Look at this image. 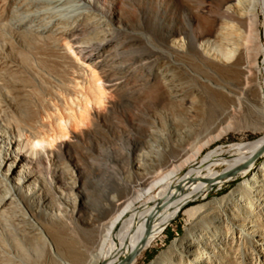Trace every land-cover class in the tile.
I'll list each match as a JSON object with an SVG mask.
<instances>
[{
	"label": "bare ground",
	"instance_id": "6f19581e",
	"mask_svg": "<svg viewBox=\"0 0 264 264\" xmlns=\"http://www.w3.org/2000/svg\"><path fill=\"white\" fill-rule=\"evenodd\" d=\"M263 120L264 0H0V264H129L181 204L149 264H264V160L187 206L264 143L200 150Z\"/></svg>",
	"mask_w": 264,
	"mask_h": 264
},
{
	"label": "rangeland",
	"instance_id": "374dc122",
	"mask_svg": "<svg viewBox=\"0 0 264 264\" xmlns=\"http://www.w3.org/2000/svg\"><path fill=\"white\" fill-rule=\"evenodd\" d=\"M135 8L137 7L136 4L133 5ZM140 25H134L133 27L136 29V31H129V34L139 35L140 33H146L147 31H144V28L142 27V21H138ZM137 26V28H136ZM139 26L142 27L139 29ZM144 32H143V31ZM148 34V32L146 33ZM80 38V37H79ZM68 39H66L67 41ZM65 41V42H66ZM68 42V41H67ZM141 51L132 52L130 55L126 57V60L119 61L120 64L117 63L116 69H127L128 67H133L132 69H141V64L138 65V60L141 59ZM140 56V57H139ZM131 57V58H130ZM133 57V58H132ZM123 63V64H122ZM120 65V66H119ZM122 67V68H121ZM206 106H209L210 104L208 102L205 103ZM210 107H212L210 105ZM240 125H242L241 121H235L232 124V129L227 132L225 135L221 136L219 139L214 141L211 145L204 147L197 155V158H202L203 154L210 148L214 147L215 145L221 144V143H238V142H248L250 140H253L255 138H258L262 136L263 131H256L253 130L250 127L247 128H241ZM263 129H264V120H263ZM225 155H223L224 157ZM264 160V155H261L258 157V159L254 162V164L243 171L241 174H238L237 176L233 177L229 181H222L223 183H219V185H214L209 190L205 191V195L202 197H199L197 200L189 203L187 206H195V205H204L207 204V202L216 197H220L227 192H229L236 183L243 181L244 179L248 178L252 171L256 168L257 165H259ZM252 168V169H251ZM218 169V168H216ZM221 173V172H220ZM222 173H225L224 171ZM207 201V202H206ZM186 224V216L182 213V211L171 221V223L164 229V231L151 243L149 248L145 251V253L140 258L139 262L137 264H149L156 255L164 250L167 245L170 243L171 240L180 237L183 234L184 227Z\"/></svg>",
	"mask_w": 264,
	"mask_h": 264
},
{
	"label": "water",
	"instance_id": "95a60500",
	"mask_svg": "<svg viewBox=\"0 0 264 264\" xmlns=\"http://www.w3.org/2000/svg\"><path fill=\"white\" fill-rule=\"evenodd\" d=\"M249 142H253V143H264L262 142L259 138H255L253 140H250ZM230 144H234V143H221V144H218V145H215L214 147L208 149L202 156V158H204L205 160L209 159V157L227 147L228 145ZM192 196V193L190 194V197ZM185 205L184 204H181L179 205L175 211L164 221V223L160 226V228L157 230L156 233L153 234V236L148 239V241L143 245V247L138 251L136 257L134 259H132L130 261L129 264H137L140 260V258L142 257V255L145 253V251L149 248V246L151 245V243L164 231V229L171 223V221L181 212V210L183 209Z\"/></svg>",
	"mask_w": 264,
	"mask_h": 264
}]
</instances>
